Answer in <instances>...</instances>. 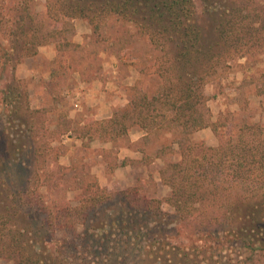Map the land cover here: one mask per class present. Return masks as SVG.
<instances>
[{"label": "trees", "instance_id": "16d2710c", "mask_svg": "<svg viewBox=\"0 0 264 264\" xmlns=\"http://www.w3.org/2000/svg\"><path fill=\"white\" fill-rule=\"evenodd\" d=\"M36 6L37 0H0V81L45 45L53 43L57 51L78 48L68 36L74 19L86 20L97 36L108 25L131 24L138 37L148 38L150 47L147 64L133 65L141 73L156 74L159 84L151 95L134 88L135 97L127 106L116 108L105 120H86L81 135L115 143L134 126L145 137L170 132L178 160L165 163L159 176L170 190L164 202L175 217L190 222L199 240L216 242L214 249L220 235L231 234L236 247L264 252V122L242 123L228 134L220 133L210 121L204 92L227 59L250 51L247 34L253 47L262 49L264 23L251 26L235 10L224 8L207 34L192 0H45L44 14ZM21 87L12 76L0 88V111L10 116L19 112L26 102ZM24 110L30 111L28 106ZM205 128L216 137L214 146L193 141L192 135ZM2 185L0 258L14 264L190 262L189 253H182L186 262L167 257L168 235L156 225L165 215L162 201L145 196L138 186L121 192V206L107 214L104 205L112 194L95 181L81 185L80 195L86 197L76 205L64 196L47 203L37 191L16 192L8 180ZM27 211L40 216L39 221L21 222ZM43 244L51 248L43 251ZM204 247L189 248L197 255ZM134 252L144 257L130 258ZM164 252L167 260L159 256Z\"/></svg>", "mask_w": 264, "mask_h": 264}, {"label": "rangeland", "instance_id": "374dc122", "mask_svg": "<svg viewBox=\"0 0 264 264\" xmlns=\"http://www.w3.org/2000/svg\"><path fill=\"white\" fill-rule=\"evenodd\" d=\"M192 1L207 34L212 33L224 8L235 10L251 26L264 23V0ZM36 10L45 13V0H37ZM72 23L74 31L68 36L78 48L57 51L55 44L45 45L0 81L2 88L13 76L21 82L19 90L26 93L23 100L26 102L16 115L0 111V194L5 188L3 181L8 180L16 192L37 191L45 195L47 203L53 200L58 203L59 197L64 196L69 204L76 205L78 199L86 197L80 195L81 185L95 181L112 194L104 205L108 214L121 206V192L138 186L145 196L162 201L165 215L161 224L156 225L161 234L168 235L165 239L169 259L178 257V262H186L187 257L182 253H189L188 264L194 260L200 264H264V252L236 247L231 242V234L220 235L215 249L211 246L216 243H211L212 239L199 240L190 231V222L177 219L173 209L164 202L170 190L161 183L159 171L165 163L178 160L170 132L160 131L145 137L134 126L115 143L90 141L81 135L86 120L110 118L113 110L127 106L135 97L134 88L151 95L159 78L134 67L135 62L147 64L145 58L150 47L148 38L138 37L131 24L108 25L97 36L86 20L74 19ZM246 39L251 44L250 51L227 59L218 75L204 88L210 121L218 125L220 133L228 134L242 123L264 122V46L258 51L249 34ZM114 102L115 107H111ZM26 106L30 111L24 110ZM107 111L111 112L109 117L104 114ZM192 139L206 146L216 144L210 128L196 132ZM163 147L170 150L160 152ZM47 193L52 197L46 198ZM2 200L0 195V207ZM25 214L21 222L33 224L40 219L32 211ZM202 244H205L204 250L197 255L189 248ZM50 248V244L42 245L43 251ZM159 256L167 260L165 252ZM133 257L144 256L134 252L130 258ZM0 264L14 262L0 258Z\"/></svg>", "mask_w": 264, "mask_h": 264}, {"label": "crops", "instance_id": "0c3cea01", "mask_svg": "<svg viewBox=\"0 0 264 264\" xmlns=\"http://www.w3.org/2000/svg\"><path fill=\"white\" fill-rule=\"evenodd\" d=\"M127 79V78H126ZM125 79V80H126ZM124 82V80L123 81H120V83H123ZM106 84H109V83H106ZM112 89V88H111ZM118 93L119 94H121L122 95V93L120 92V89H118ZM115 98H117L118 96L117 95H115L114 96ZM122 98V97H121ZM120 97H119V99H121ZM115 103L116 102H114L113 104H112V106L111 107H115ZM118 103V102H117ZM119 103H120V100H119ZM96 105V104H95ZM94 112H96L97 113V109H96V111H94ZM104 114H106V117H109V115L111 114V112H109V111H107V112H105ZM140 132H141V130H140ZM143 132V131H142ZM144 135V134H143Z\"/></svg>", "mask_w": 264, "mask_h": 264}, {"label": "built area", "instance_id": "2783aa9c", "mask_svg": "<svg viewBox=\"0 0 264 264\" xmlns=\"http://www.w3.org/2000/svg\"><path fill=\"white\" fill-rule=\"evenodd\" d=\"M75 106L78 107V104L76 103ZM66 137H68V136H66Z\"/></svg>", "mask_w": 264, "mask_h": 264}]
</instances>
